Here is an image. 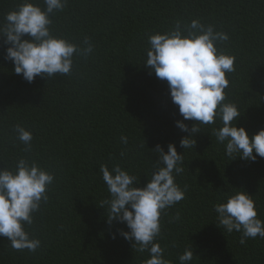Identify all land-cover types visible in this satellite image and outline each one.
Instances as JSON below:
<instances>
[{
	"label": "trees",
	"instance_id": "16d2710c",
	"mask_svg": "<svg viewBox=\"0 0 264 264\" xmlns=\"http://www.w3.org/2000/svg\"><path fill=\"white\" fill-rule=\"evenodd\" d=\"M19 2L0 0V22ZM32 2L45 7L43 0ZM50 19L54 36L81 47L87 39L92 52L74 54L68 75L28 82L4 58L8 45L0 37V168L25 158L54 175L47 202L24 226L40 247L18 251L0 236V264H144L148 253L118 233L128 231L126 224H109L107 205L100 207L109 194L99 167L119 164L143 187L157 159L150 150L159 144L167 152L169 143L183 153L184 172L175 182L187 190L160 217L156 240L164 258L180 264L191 248L189 264H264V238L241 245V233L220 227L213 209L225 195L244 190L264 221V158H229L213 132L219 120L199 124L193 148L183 149L180 140L189 133L176 121L189 129L196 122L183 120L167 81L144 65L148 36L177 22L198 20L226 33L229 39L216 44L235 57L234 71L226 73V102L240 112L235 126L256 134L264 129V0H67ZM16 124L32 133L31 151L16 139Z\"/></svg>",
	"mask_w": 264,
	"mask_h": 264
},
{
	"label": "clouds",
	"instance_id": "9594fccd",
	"mask_svg": "<svg viewBox=\"0 0 264 264\" xmlns=\"http://www.w3.org/2000/svg\"><path fill=\"white\" fill-rule=\"evenodd\" d=\"M43 3L45 7L41 8L32 0H20L0 22V37L8 45L4 58L12 61L14 72L22 74L28 82L37 76L49 79L57 74L68 75L73 69L74 54L87 56L92 52L87 39L81 47L54 36L50 30V16L62 10L67 0H43ZM228 39L226 33L198 20L183 27L177 22L162 34L148 36L144 65L157 78L167 81L171 100L178 106L183 120L196 122L189 129L183 121H176V127L189 133L180 140L183 149L193 148L194 134L200 132L199 124L211 125L219 120L221 126L213 132L217 142L225 145V154L231 159L238 156L255 161L257 156L264 158V129L249 136L243 127L235 126L240 112L234 103L226 102L225 93L229 86L226 73L234 71L235 57L216 47L218 42ZM12 131L25 145L24 150L31 151L32 133L20 124ZM120 140L123 144L128 142L123 135ZM150 151L157 159L143 187L136 186L138 178L119 164L111 169L100 165L99 172L109 194L100 207L107 205L109 224L114 220L126 224L128 231L118 230V233L131 241L137 252L148 253L144 264H171L164 258V249L156 238L161 233V215L185 197L186 186L182 189L175 182V177L184 172V158L172 143L168 144L167 152L159 144ZM53 181L51 172L25 158H19L12 169L0 168V236L10 241L13 249L33 252L40 247L41 241L30 237L24 226L33 223V213L47 202L48 187ZM213 209L220 227L228 233L234 230L241 233V245L249 238H264V221L258 218L255 201L246 191L225 195ZM173 219L178 220L179 213ZM115 236L114 233L113 239ZM193 256L192 249L186 248L178 259L180 264H189Z\"/></svg>",
	"mask_w": 264,
	"mask_h": 264
}]
</instances>
